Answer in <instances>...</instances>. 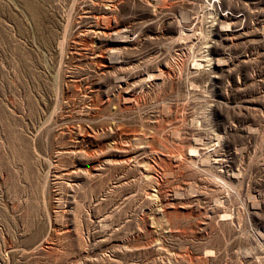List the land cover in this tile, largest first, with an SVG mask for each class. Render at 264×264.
<instances>
[{
    "label": "rangeland",
    "instance_id": "obj_1",
    "mask_svg": "<svg viewBox=\"0 0 264 264\" xmlns=\"http://www.w3.org/2000/svg\"><path fill=\"white\" fill-rule=\"evenodd\" d=\"M0 264H264V0H0Z\"/></svg>",
    "mask_w": 264,
    "mask_h": 264
}]
</instances>
